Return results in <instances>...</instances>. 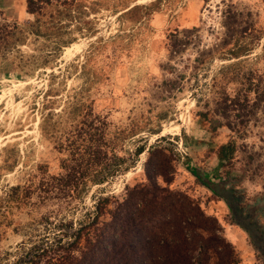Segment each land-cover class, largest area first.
<instances>
[{"label": "rangeland", "instance_id": "rangeland-1", "mask_svg": "<svg viewBox=\"0 0 264 264\" xmlns=\"http://www.w3.org/2000/svg\"><path fill=\"white\" fill-rule=\"evenodd\" d=\"M63 1L37 4L27 20L0 16V264L48 231L34 224L40 218L73 219L68 230L74 232L99 197H124L127 186L148 181L147 171L153 174L160 160L170 181L160 176L159 184L216 217L239 264H264L227 200L200 175L225 181L264 236V100L249 120L243 110H230L227 118L199 114L216 107L210 85L221 68L247 58L264 74V0ZM238 51L247 54L236 59ZM235 87L229 84L232 96ZM76 96L107 120L129 169L92 183L70 205L62 197L40 203L36 194L22 202V185L40 164L62 173L65 152L41 122ZM139 147L145 150L136 154Z\"/></svg>", "mask_w": 264, "mask_h": 264}, {"label": "trees", "instance_id": "trees-1", "mask_svg": "<svg viewBox=\"0 0 264 264\" xmlns=\"http://www.w3.org/2000/svg\"><path fill=\"white\" fill-rule=\"evenodd\" d=\"M52 3L53 0H27V11L35 14L37 4L41 8ZM241 51L235 54L236 59L247 54ZM253 65L246 58L221 68L210 85L216 107L199 114L208 117L218 112L227 118L230 110H243L245 113L240 115L249 120L256 102L264 100V74ZM229 84L236 86L233 96L228 91ZM61 111L46 113L41 129L65 152L60 163L62 173H50L48 164H40L38 172L22 185V202L31 201L36 194L40 203L62 197L70 205L81 199L92 183H104L129 169L126 157L118 153L117 144L109 136V123L89 101L76 96ZM245 133L246 128L241 134ZM144 150L139 147L136 154ZM168 161L171 168V159ZM167 169L168 165L160 160L153 174L147 171L148 181L127 186L124 197H99L74 232L68 230L73 219L45 215L34 224L44 225L48 231L29 245L21 243L19 254L7 264H239L240 256L221 233L217 218L208 215L188 195L159 184L160 176L170 181ZM19 187H12V191Z\"/></svg>", "mask_w": 264, "mask_h": 264}, {"label": "water", "instance_id": "water-1", "mask_svg": "<svg viewBox=\"0 0 264 264\" xmlns=\"http://www.w3.org/2000/svg\"><path fill=\"white\" fill-rule=\"evenodd\" d=\"M200 175L203 182L206 183L212 191L227 200L234 216L235 223L248 231L256 247L262 254H264V248L262 244H260V241L264 239V236L261 235L262 232L259 230V225L255 222H251L250 216L244 214L243 209L239 206L240 198L234 195L233 189H226L224 186L226 182L221 179L214 181L206 176L204 172L200 173Z\"/></svg>", "mask_w": 264, "mask_h": 264}, {"label": "crops", "instance_id": "crops-1", "mask_svg": "<svg viewBox=\"0 0 264 264\" xmlns=\"http://www.w3.org/2000/svg\"><path fill=\"white\" fill-rule=\"evenodd\" d=\"M2 14H14L20 20H27L30 17L27 0H0V16Z\"/></svg>", "mask_w": 264, "mask_h": 264}]
</instances>
